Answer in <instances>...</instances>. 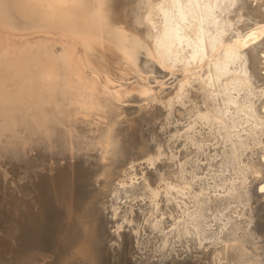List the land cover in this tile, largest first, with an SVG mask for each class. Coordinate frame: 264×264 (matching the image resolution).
<instances>
[{
	"label": "bare ground",
	"instance_id": "bare-ground-1",
	"mask_svg": "<svg viewBox=\"0 0 264 264\" xmlns=\"http://www.w3.org/2000/svg\"><path fill=\"white\" fill-rule=\"evenodd\" d=\"M89 233L264 264V0H0V264H110Z\"/></svg>",
	"mask_w": 264,
	"mask_h": 264
},
{
	"label": "rangeland",
	"instance_id": "rangeland-1",
	"mask_svg": "<svg viewBox=\"0 0 264 264\" xmlns=\"http://www.w3.org/2000/svg\"><path fill=\"white\" fill-rule=\"evenodd\" d=\"M85 188L87 190L89 189L88 187H85ZM127 205L129 206L133 205L132 207L133 210H136V206L138 204L137 203L135 204L131 201L130 203H128L127 201H125V198L119 199L118 201H113L111 194L109 193L107 194L105 192L100 193L98 198H96L94 201V205H93L94 210L90 212L89 216L87 215L88 218L85 217V224L87 223V229L90 228L91 233H92V231L96 229L95 224L97 223V221L99 220L106 221L109 218V223H108L109 225H108V228H106L107 229L106 232L107 233L109 232L112 235L115 229H117L121 225L124 226L125 222H127L128 218L130 219L131 215L134 216V218L136 219L135 212L133 214L129 213L128 216L124 212V207ZM114 208H115V211H114ZM96 214H98V216H96ZM139 217L143 220V217H141L140 215ZM141 228L144 229V225ZM91 233H89L86 237L80 239V245L78 246V251L81 253L82 260L85 261L88 258H98L101 262H103L104 260L105 261L108 260L106 261L108 263H110L111 261H115L117 254H114V252L110 254H113L114 256L115 255L116 256L115 257L110 256V259L114 257L115 260L113 258V260L111 261L108 258V256L101 253L103 251L108 253L109 251L106 249L107 247L105 246L108 241V238L106 236L107 233L105 234L106 237L104 236L105 237L104 239L101 236L91 237ZM140 233H142V231ZM140 238L145 239L144 236H141ZM129 239L131 241L129 247L123 241L114 240V243L126 249L127 260L124 259L125 264H171L172 263L171 260L174 261V256L170 255V257H167L165 253L158 251L159 245L156 243L146 242L145 244L143 243L142 239L140 243V240L138 237H133V239L132 238H129ZM153 242H156V241H153ZM110 250L113 251L112 248H110ZM99 254H101L100 258H99ZM115 262H113L112 264H115Z\"/></svg>",
	"mask_w": 264,
	"mask_h": 264
}]
</instances>
